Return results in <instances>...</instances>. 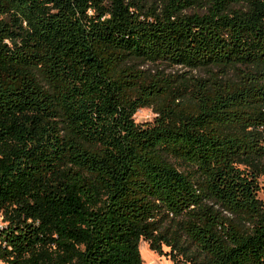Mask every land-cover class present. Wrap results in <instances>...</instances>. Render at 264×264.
I'll return each mask as SVG.
<instances>
[{"label": "trees", "instance_id": "obj_1", "mask_svg": "<svg viewBox=\"0 0 264 264\" xmlns=\"http://www.w3.org/2000/svg\"><path fill=\"white\" fill-rule=\"evenodd\" d=\"M263 178L264 0H0L1 264H264Z\"/></svg>", "mask_w": 264, "mask_h": 264}, {"label": "rangeland", "instance_id": "obj_2", "mask_svg": "<svg viewBox=\"0 0 264 264\" xmlns=\"http://www.w3.org/2000/svg\"><path fill=\"white\" fill-rule=\"evenodd\" d=\"M195 12H199V11H195ZM137 67H139L143 71H148L153 75H157L161 73L164 74L165 76H171L173 79L177 81H183L184 80L183 77H185L186 79H193L192 82L197 80L210 81L213 77L222 76L221 71L218 68H210L205 70L202 69V70L194 71L179 66H172L166 63L164 64L159 63L156 65L150 63H138ZM235 72L236 71L234 70H230L228 76L230 78L235 79ZM155 117L156 115L152 110H142L136 115L135 119L137 123L145 124L154 121ZM261 183H264V178L261 180ZM260 197L263 198L262 195ZM216 209L221 210V208L218 206L216 207ZM224 214L228 216V219L237 221V219L234 216L226 212ZM1 223L2 221L0 220V224ZM141 252L145 264H174L169 256L171 252L170 248H165L166 256H161L151 251L148 243L143 242L141 246Z\"/></svg>", "mask_w": 264, "mask_h": 264}, {"label": "built area", "instance_id": "obj_3", "mask_svg": "<svg viewBox=\"0 0 264 264\" xmlns=\"http://www.w3.org/2000/svg\"><path fill=\"white\" fill-rule=\"evenodd\" d=\"M0 220H1V219H0ZM1 221H2V220H1ZM1 224H2V223H1ZM1 224H0V225H1Z\"/></svg>", "mask_w": 264, "mask_h": 264}, {"label": "bare ground", "instance_id": "obj_4", "mask_svg": "<svg viewBox=\"0 0 264 264\" xmlns=\"http://www.w3.org/2000/svg\"><path fill=\"white\" fill-rule=\"evenodd\" d=\"M144 251V250H143Z\"/></svg>", "mask_w": 264, "mask_h": 264}]
</instances>
